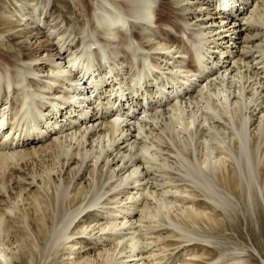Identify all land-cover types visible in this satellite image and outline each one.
Instances as JSON below:
<instances>
[{"label": "bare ground", "instance_id": "bare-ground-1", "mask_svg": "<svg viewBox=\"0 0 264 264\" xmlns=\"http://www.w3.org/2000/svg\"><path fill=\"white\" fill-rule=\"evenodd\" d=\"M15 1L0 10V264H248V227L220 239L222 217L252 213L264 242V0H72L80 25L55 0ZM239 103L244 158L207 156L194 122L224 127ZM193 161L208 187L186 180Z\"/></svg>", "mask_w": 264, "mask_h": 264}, {"label": "rangeland", "instance_id": "rangeland-1", "mask_svg": "<svg viewBox=\"0 0 264 264\" xmlns=\"http://www.w3.org/2000/svg\"><path fill=\"white\" fill-rule=\"evenodd\" d=\"M38 1V0H37ZM74 1H78V0H74ZM85 2L87 1V0H84ZM87 3V2H86ZM54 6H53V5ZM17 4H16V1L15 0H0V10L4 7L5 9H8V11H10V12H14L15 11V9H17L18 7L16 6ZM55 5H56V7H55ZM50 6H53L56 10H59L60 9V11L63 13V15L65 16V17H67L68 19H69V21L71 22V24L72 23H74V21H76L77 23H78V25H80L81 24V21H82V19L80 18V14H79V11H78V8H75L74 7V4H73V2H72V0H55L54 1V3L52 2L50 5H48L47 6V9H49L50 8ZM28 8L29 9H31L32 7H31V5H29V6H27V8H26V10H28ZM107 11V10H106ZM73 19H75V20H73ZM77 19V20H76ZM140 33V32H139ZM136 35V34H135ZM82 36H83V34H79V37H81L82 38ZM9 40L11 41V38H9ZM135 40V39H134ZM137 41V40H136ZM7 42H8V45H7ZM7 42H5L4 44H2L1 42H0V52H3V49H4V52L3 53H6L5 51L7 50V48H8V46H10L12 43V41L11 42H9V41H7ZM10 44V45H9ZM3 45V46H2ZM5 46V47H4ZM2 47V48H1ZM136 47V46H135ZM136 48H138V46L136 47ZM147 62L148 61H145V60H143V61H140L139 62V69L138 68H136L135 70H134V75L132 74L131 75V78H129L127 81H130L131 79H133L134 80V76H136L135 77V80L134 81H132V82H134V83H136V79H138V78H141V80H144L143 78H142V75H143V73L145 74V72H147L148 70V68H147ZM147 68V69H146ZM142 69V70H141ZM143 69H144V71H145V69L147 70V71H143ZM142 71V73H141V71ZM151 78V77H150ZM138 80H140V79H138ZM129 83V82H128ZM212 92V91H211ZM207 93V92H206ZM206 93H204V95L206 96H209L208 94H206ZM209 93V92H208ZM237 93V92H236ZM238 94V93H237ZM204 95H202V98H204V99H200V103L198 104V105H206V101H207V96H206V98L204 97ZM206 99V100H205ZM211 101H210V100ZM212 99L214 100V98L213 97H211V98H208V100H209V102L211 103L212 102ZM204 101V102H203ZM239 102H240V100H239ZM240 104V103H239ZM219 106V105H218ZM220 107V106H219ZM218 107V108H219ZM196 108V106H191V105H189V106H186V108H185V112H184V114H182V115H180L178 118L180 119V121H182L183 120V122L184 121H188V117H192V114H190V112L192 113V112H194L195 110H197V109H195ZM221 108V107H220ZM220 108H219V111H218V109L216 110V112H217V114H219V113H222V111H224V109H222L221 111H220ZM241 108V109H240ZM236 109L238 110V111H236ZM244 109V110H243ZM194 110V111H193ZM232 110H234V109H232ZM246 109H245V106H242L241 107V104L240 105H237V107H235V115H234V117L235 118H237V120H235V118L233 117V119L231 118H227V117H225L226 119H227V122H228V124H226V126H222V127H217V126H215L216 125V123L217 122H220V123H223L224 121L218 116V115H216V113H212V112H210L208 115H209V120L208 121H205L204 123L206 124V126H205V124L203 123L202 124V126L200 127L197 123H198V121L200 122V119L199 118H197V122L195 121L194 122V126L192 127L193 129H191L192 131H195V132H197V133H195V135L193 136V138L194 139H196V141H200V139L202 140V144L204 143V140L206 139L207 141H206V147H209L210 149H206L205 151H204V153H208L207 154V156H209V152H206V151H209V150H212L213 149V151H215V152H218V151H227L228 149H232V146H234L235 144L236 145H238V157L239 158H244V156L242 155V146H243V144H242V142H244V135H243V122H244V114H245V111ZM242 113H243V115H242ZM223 114V113H222ZM185 115H188V117L187 116H185ZM213 115V116H212ZM238 115H239V117H238ZM223 116V115H222ZM241 116H242V119H241ZM210 117H212V119L210 118ZM218 117V118H217ZM195 118V117H194ZM196 119V118H195ZM172 120V124H176L175 122H177L178 121V119H176L175 120V118H174V121H173V118L171 119ZM219 120V121H218ZM215 121H216V123H215ZM235 121V122H234ZM238 123H237V122ZM214 122V123H213ZM201 123V122H200ZM224 123H226V122H224ZM235 123V124H234ZM205 127H204V126ZM231 125V126H230ZM239 125V126H238ZM198 126V127H197ZM209 126V127H208ZM213 126H215V127H213ZM229 126L231 127V128H229ZM199 127L201 128V129H203L202 130V132L201 131H199V130H197V129H199ZM227 127H228V129H227ZM237 127V128H236ZM196 128V129H195ZM221 128H223V129H221ZM225 129V130H224ZM229 129H231L230 131H229ZM233 130V131H232ZM200 133V134H199ZM188 136L189 135H187V133H186V138L189 140V142H190V139L191 138H188ZM233 137V138H232ZM198 138H200V139H198ZM186 139V140H187ZM192 142H194V140L193 141H191V143ZM227 145H228V147H227ZM214 147V148H213ZM223 147V148H222ZM193 159V158H192ZM188 166H190V167H188ZM195 166H196V168H195ZM184 169H182L183 171H185L186 172V180H188V181H193L195 184L196 183H198L197 184V186H201V187H208V183L207 182H205V180H204V175L203 174H201V173H203V171L201 172L199 169H198V166L196 165V163L193 161L192 163H186V164H184ZM198 169V170H197ZM200 173V174H199ZM199 174V175H198ZM196 175H198L199 176V180H198V178H196ZM201 175V176H200ZM192 179V180H191ZM198 180V181H197ZM204 183V185H202ZM200 184V185H199ZM206 185V186H205ZM54 194H55V192H54ZM178 204V203H177ZM173 208H174V210H173ZM179 212V210H178V207L177 206H173V207H170V210L168 211V213H178ZM87 214H89V215H91V216H93L95 213H92V212H90V213H87ZM236 214V216L234 215V214H232V217H233V215H234V217H233V219H232V221H231V219H227L226 217H222V224H224V225H222L223 227H222V229L223 230H225L224 231V236L225 237H223V239H220V240H226V238H232V240L234 241V238H235V232L237 231V232H239L240 234H241V239H236V240H238V241H236V244L238 245V243L241 241V242H244L245 241V243L247 242V240H248V238H247V235H246V231H245V227H248L249 228V232L251 231V233H250V237H251V240H250V244L252 245V246H250V248H249V250H247V252L244 254V255H248L249 254V256H250V258H252V260H250V262L248 263V264H264V260L262 259V258H264V242H263V240H262V236H260L261 235V233H260V231L258 232V228L256 227L257 225L256 224H254V223H252L251 221L249 222H246L245 220H244V218H249L250 216H251V214L252 213H235ZM238 215H240V216H238ZM248 215H250V216H248ZM256 215H257V217H262V221L264 222V213H256ZM237 217V218H236ZM244 217V218H243ZM226 218V219H225ZM236 218V219H235ZM87 222H89V220H91V219H88V218H86L85 219ZM228 220V221H227ZM237 222H236V221ZM230 221V222H229ZM227 222V223H226ZM229 222V223H228ZM234 222V223H233ZM231 223V224H230ZM60 226H57L58 228H56L57 229V231L56 232H58L59 234H60V232L61 231H63V224H59ZM230 225V226H229ZM60 227V228H59ZM62 227V228H61ZM231 228V229H230ZM61 230V231H60ZM60 231V232H59ZM233 232V233H232ZM1 239V238H0ZM243 240V241H242ZM227 241V240H226ZM0 244H2V241H0ZM206 245V244H205ZM241 244H239L238 246H240ZM208 246H211V248L210 249H212L213 248V246L212 245H208ZM253 247L254 248H256L257 249V251H258V254L253 250ZM191 252V250L189 249V247L188 248H186V250H181V252L180 253H178L179 254V256L180 257H184V255L185 254H187V253H190ZM213 255V254H212ZM247 258V257H246ZM263 261H262V260Z\"/></svg>", "mask_w": 264, "mask_h": 264}]
</instances>
